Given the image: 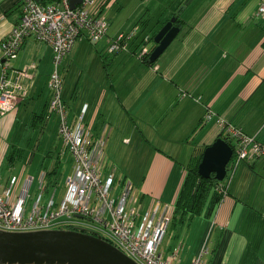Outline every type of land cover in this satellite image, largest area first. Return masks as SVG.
<instances>
[{
	"label": "crops",
	"instance_id": "obj_1",
	"mask_svg": "<svg viewBox=\"0 0 264 264\" xmlns=\"http://www.w3.org/2000/svg\"><path fill=\"white\" fill-rule=\"evenodd\" d=\"M118 1L102 9L103 13L108 7L114 10ZM122 1L115 16L106 15L110 27L104 39L93 43L81 38L65 57L71 63L79 55L85 59L81 72L84 95L76 91L69 98L67 93L64 95L68 116L74 122L86 105L84 120L88 129L98 132L109 124L105 171H113V167L120 173L118 181L123 183L130 180L129 176L110 161L131 162L133 168L139 165L142 178L138 183L132 182L137 186L135 195L141 199L142 208L159 199L171 205L173 215L191 159L203 155L206 147L223 133L218 118L264 144V18L257 15L261 0H192L181 11L185 24L180 26V33L155 64L138 59L131 51L109 54L108 40L138 25L142 32L152 35L154 50L158 33L154 29L159 26L161 30L186 0H137L129 19L116 25L130 0ZM2 15L5 17L0 21V37L20 21L22 0H0ZM31 40L36 39L26 40L13 64L16 68L28 66L26 47ZM47 45L49 70L43 72L46 90L34 83L39 69V63L34 62L38 67L30 70L33 77L23 78L27 98L15 112L6 115V120L15 119L22 110L30 114L36 129L42 131L54 114L50 110L49 90L54 52ZM132 46L136 48L137 41ZM61 70L65 79L67 66ZM208 112L212 114L209 120ZM55 119L59 132V117ZM1 136L3 162L10 145L2 143ZM71 158L74 168L72 155ZM238 166L226 196L215 187L221 200L211 217L195 216L183 225H174L172 221L162 249L169 254L180 247L177 264H191L210 229L212 247L205 264H264V154ZM58 167L59 163L44 173L55 169L58 172ZM198 221L205 225L200 235L193 238L191 225Z\"/></svg>",
	"mask_w": 264,
	"mask_h": 264
},
{
	"label": "built area",
	"instance_id": "obj_2",
	"mask_svg": "<svg viewBox=\"0 0 264 264\" xmlns=\"http://www.w3.org/2000/svg\"><path fill=\"white\" fill-rule=\"evenodd\" d=\"M102 3L103 0H83L73 8L71 0H22L20 21L0 37V117L15 112L27 98L23 78H32L30 70L38 67L32 63L30 68L19 69L11 60L18 56L29 38L49 44L54 52L49 80L50 110L59 117V134L74 159L73 172L67 178L66 193L60 201L56 200L58 190L54 187L52 197L44 198L48 192L45 173L39 181L40 194L29 207L33 177L26 180L20 192L14 191L16 178L12 183L0 182V229L32 231L76 227L96 233L138 264H177L180 247L169 254L162 249L173 219L171 205L155 199L142 208L141 199L133 194L132 184L127 180L117 182L116 173L105 171L109 124H104L98 132L88 129L84 120L86 105L74 122L69 120L61 66L79 39L85 37L97 43L107 36L110 22L102 11ZM257 15L264 18V0ZM4 17L0 16V21ZM133 41L138 43L136 48L132 46ZM153 41L152 35L142 32L137 25L109 39L107 52L131 51L144 61L153 52ZM211 117L208 113L206 119ZM217 122L234 149L228 174L217 186L226 196L237 166L263 155L264 144L224 119L218 118ZM210 251L207 239L191 264H205Z\"/></svg>",
	"mask_w": 264,
	"mask_h": 264
},
{
	"label": "rangeland",
	"instance_id": "obj_3",
	"mask_svg": "<svg viewBox=\"0 0 264 264\" xmlns=\"http://www.w3.org/2000/svg\"><path fill=\"white\" fill-rule=\"evenodd\" d=\"M114 1L115 0H113L111 4H113ZM122 3V0H119L118 3L116 2L114 10H109L108 7V9H106L105 11V15L108 14L110 18L115 16L116 9H119ZM137 4V0H130L129 3L125 5L124 11H122L119 16V19L116 20L115 24L122 25L125 21H127L129 19L128 15L132 13L133 9L135 8V6H137ZM133 20V18L130 19V24ZM159 30V26L154 29L155 32H159ZM26 49L27 60L29 63L26 68H29L34 62L39 63V69L37 71V76L34 80V83L35 85L39 84L40 88L44 89L45 91L47 78L45 75H43V72L44 70L45 72L49 70L48 59L50 56V48L44 42L31 40ZM20 54L21 53H19L16 58H13L11 60V63L14 64L15 61L19 58ZM39 58H42V61H40ZM84 63L85 59L84 57L81 58L80 55L76 59H74L72 63L71 59L67 57L61 67L63 68L67 66V71L64 79L63 93L64 95L67 93L68 98L74 91H76V94H81V96L85 93V88H83L82 84L83 79L81 80V72L84 71ZM84 97L85 96L80 99V103L83 101ZM82 107L84 108L85 105H83ZM52 117L53 118L50 120V122L45 126V131H42V129L37 130L33 124L30 114H25L22 110L18 113L15 119L6 120V116L0 117V125L2 127V131L0 133L2 134L1 142L10 145L8 150L11 149L13 145L25 149L24 157L22 159H17L14 163L9 162L8 156L5 154L3 162L0 161V182L2 184L8 182L12 183L13 179L16 178L17 182L14 191L20 192L26 180L30 177H33L34 181L30 188V196L27 202L28 207L34 203L35 198L37 197V195L40 194L39 181L42 175L44 174V171L49 168H51L50 170H52V168L55 167L57 163H59L58 172L54 174L53 179V182L56 185L53 189L57 188L58 190L56 195L57 201L62 200V198L65 196L67 178L73 172V160L71 158L70 153L64 151V142L61 136L59 135L58 129L56 128L55 117H57L58 119V115L54 113ZM125 141L128 142V140ZM110 164L114 167L120 166V172L129 176L130 180L127 181L133 186V194L135 195L136 193H138L137 186L132 181L138 183L139 180L142 178L143 173H140L138 171L139 165L133 168V164L131 162L118 163L117 160L110 161ZM122 166H124L125 169H123ZM237 167L240 168L239 166ZM142 169L143 163L140 167L141 171ZM111 170L113 171L110 172L116 173V176L118 175L116 178V181L118 182V177L120 173L114 171L113 167ZM53 189L50 193H45L44 198H51L54 192ZM204 225L205 223L201 221H198L195 225H191L193 227V238L196 237V235H200ZM211 231L212 229L209 230V233L207 235L209 240V247L211 243L210 241H212ZM207 237H205L206 240ZM167 238L166 240L168 241ZM181 255H183V252H181Z\"/></svg>",
	"mask_w": 264,
	"mask_h": 264
},
{
	"label": "water",
	"instance_id": "obj_4",
	"mask_svg": "<svg viewBox=\"0 0 264 264\" xmlns=\"http://www.w3.org/2000/svg\"><path fill=\"white\" fill-rule=\"evenodd\" d=\"M192 0H186L181 12ZM83 0H71L76 8ZM177 16L167 21L155 37L157 47L148 58L154 63L181 31L176 25ZM234 155L231 143L218 137L206 147L199 173L223 181ZM0 264H138L113 244L99 235L75 229H40L8 231L0 229Z\"/></svg>",
	"mask_w": 264,
	"mask_h": 264
},
{
	"label": "trees",
	"instance_id": "obj_5",
	"mask_svg": "<svg viewBox=\"0 0 264 264\" xmlns=\"http://www.w3.org/2000/svg\"><path fill=\"white\" fill-rule=\"evenodd\" d=\"M43 2H49L53 0H42ZM110 0H107L103 5L102 9H105L109 4ZM177 16L176 25L183 27L185 24V20L182 17L181 12H175ZM172 17H170L167 21H169ZM139 24V23H138ZM141 24V23H140ZM142 26V25H141ZM143 27V26H142ZM157 47L155 43L154 48ZM148 61V58L144 60ZM154 64V63H149ZM43 118V117H41ZM37 118H35V121ZM44 125H41V127ZM224 134L221 133L220 136ZM228 139V137L223 136ZM25 155V149L19 148L15 145L12 146L10 151L8 152V160L11 163H14L17 159H22ZM203 155H199L197 157H193L188 165L187 174L185 176L182 189L175 203L174 211H173V224L179 225L184 224L187 221H190L195 216L205 214L208 217H211L217 203L221 200V195L216 191L215 187L220 184V180H218L215 174L210 178H205L199 173V167L202 161ZM57 172L55 169L52 173L46 174L47 180V191L50 192L52 187H55V183L53 182L54 174ZM79 230L76 227H68ZM84 232H88L87 230H83ZM96 234V233H94Z\"/></svg>",
	"mask_w": 264,
	"mask_h": 264
},
{
	"label": "bare ground",
	"instance_id": "obj_6",
	"mask_svg": "<svg viewBox=\"0 0 264 264\" xmlns=\"http://www.w3.org/2000/svg\"><path fill=\"white\" fill-rule=\"evenodd\" d=\"M155 64V63H154ZM209 113V112H208ZM207 122V121H206ZM219 128H221V127H219ZM191 220H192V218H191ZM187 222H189V221H187ZM183 225V224H182ZM189 226V225H188ZM172 228V227H171ZM180 233V232H179ZM177 235H178V233H177ZM179 236V235H178ZM181 237V236H180ZM207 239H208V237H207ZM180 241V240H179ZM209 241V240H208ZM211 242V241H210ZM199 252V251H198ZM197 252V253H198ZM192 263V262H191Z\"/></svg>",
	"mask_w": 264,
	"mask_h": 264
}]
</instances>
